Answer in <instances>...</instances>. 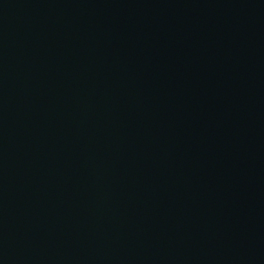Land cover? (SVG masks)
Wrapping results in <instances>:
<instances>
[{
    "label": "water",
    "instance_id": "1",
    "mask_svg": "<svg viewBox=\"0 0 264 264\" xmlns=\"http://www.w3.org/2000/svg\"><path fill=\"white\" fill-rule=\"evenodd\" d=\"M0 264H264V0H0Z\"/></svg>",
    "mask_w": 264,
    "mask_h": 264
}]
</instances>
